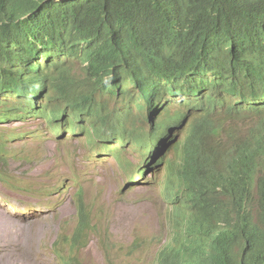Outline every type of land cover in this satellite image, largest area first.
Masks as SVG:
<instances>
[{"label": "trees", "instance_id": "1", "mask_svg": "<svg viewBox=\"0 0 264 264\" xmlns=\"http://www.w3.org/2000/svg\"><path fill=\"white\" fill-rule=\"evenodd\" d=\"M163 24L185 44L189 68L210 66L221 71L220 48L238 40L258 41L257 32L264 27V0H0V90L16 93L18 104L38 97L41 107L35 115L47 110L53 114L63 106L71 109L72 103L77 108L89 107L91 101L83 98L87 90L92 92L99 82L107 81L121 86L128 78L129 88L122 89L125 98L142 111L148 99L144 93L163 64L156 55L162 49L157 42ZM259 49L261 53L240 54L234 60L247 62L256 74L264 75L262 40ZM79 67L84 80L72 78ZM234 89L230 85V91ZM255 146L253 151L241 148L249 152L245 154L226 151L220 143L217 155L226 158L219 159L213 175L227 203L213 191V203L190 204L195 215L202 214L214 224L231 223L219 233L223 252L213 250V264H264V234L250 221L229 220L243 210L242 197L252 183L258 190V216L264 223V168L252 163V158H264V134L257 136ZM180 160L187 167L189 154ZM174 167V176L180 174L176 163ZM79 207L83 208L81 202ZM82 220L74 242L87 224L86 218ZM234 247L243 253L238 263L229 257ZM186 264H193L192 259Z\"/></svg>", "mask_w": 264, "mask_h": 264}, {"label": "clouds", "instance_id": "2", "mask_svg": "<svg viewBox=\"0 0 264 264\" xmlns=\"http://www.w3.org/2000/svg\"><path fill=\"white\" fill-rule=\"evenodd\" d=\"M163 26L157 42L162 49L156 53L163 64L147 87L149 91L144 93L148 99L146 104H142V111L138 110L136 102L129 103L125 98L122 89L129 88L131 81L128 78L121 82V86H113L118 83L107 81L99 82L92 92L87 90L83 98L91 101L89 107L77 108L72 103L71 109L63 106L53 114L47 110L35 115L41 107L38 97L18 104L12 91L0 90V128L8 133L6 139L0 135V184L12 187L14 181L7 172L8 148L5 143L40 139L45 131L51 132L56 140H60L64 133L84 135L90 156L100 159L110 154L120 167L123 160H128V154L138 151L143 165L140 162L130 164L126 169L127 176L130 175V179L135 176L142 178L146 170L166 166L167 179L159 185L158 196L169 206L174 224L182 227L181 233L158 252L155 264H186L189 259L193 264H213V250L217 254L223 252L219 233L227 230L231 223L221 221L214 224L202 214L195 215L190 204L199 201L213 203V191L227 203V199L219 194L221 188L215 185L213 175L220 165L219 159L226 158L225 154L220 158L217 155L220 143L224 144L226 151L248 154L241 148L256 150L255 140L264 134V120L259 126H249L252 118L260 119L264 114V75L256 74L247 62L234 60L240 54L247 56L262 52L259 48L261 40L264 42V27L257 32L258 41L238 40L220 48L222 70L219 71L210 66L203 70L189 68L185 44L170 35L168 28ZM134 54L138 56L136 52ZM141 63L145 65L143 61ZM29 65L33 67L34 62ZM72 78L84 80L83 70L80 67L75 69ZM232 84L235 89L231 92ZM111 90L117 93H111ZM257 105L263 108H256ZM31 122L37 123L35 128L22 130ZM107 141L108 146L105 145ZM101 152L104 155L100 156ZM187 153L189 163L185 167L180 158ZM174 163L180 173L175 176ZM252 163L264 168L261 155L256 160L252 158ZM257 191L255 185L248 184L242 197L243 210L229 220L250 221L259 233L264 234V223L258 216ZM184 195L187 196L186 205L181 204ZM80 202L81 193L77 195L78 206ZM176 206L178 218L174 219ZM78 212L81 218H86L83 208H78ZM172 242L179 247H168ZM229 257L234 263L240 262L243 258L241 248L230 249ZM60 260L64 262L67 259L61 257Z\"/></svg>", "mask_w": 264, "mask_h": 264}, {"label": "rangeland", "instance_id": "3", "mask_svg": "<svg viewBox=\"0 0 264 264\" xmlns=\"http://www.w3.org/2000/svg\"><path fill=\"white\" fill-rule=\"evenodd\" d=\"M262 120L264 114L249 126ZM36 125L31 122L22 130ZM0 130L6 139L7 131ZM42 134L40 139L5 143L7 172L14 181L12 187L0 184V264H155L158 252L182 229L158 196L166 166L130 179L127 167L143 165L138 151L128 154L120 167L110 154L90 156L83 134L64 133L60 140L51 132ZM79 193L87 224L74 243L71 237L84 223ZM186 203L184 195L181 204ZM5 221L16 226H5Z\"/></svg>", "mask_w": 264, "mask_h": 264}, {"label": "bare ground", "instance_id": "4", "mask_svg": "<svg viewBox=\"0 0 264 264\" xmlns=\"http://www.w3.org/2000/svg\"><path fill=\"white\" fill-rule=\"evenodd\" d=\"M15 94L16 93H14L13 94V96H15ZM222 211V210H221ZM2 218V217H1ZM0 218V219H1ZM6 219V218H5ZM11 220V219H10ZM4 222V221H3ZM5 223L6 224H4L5 226H8V227H13V226H16V224L14 223V222H12V221H9V223L7 222V221H5ZM1 224V223H0ZM18 224V223H17ZM29 227V226H28ZM33 227V226H32ZM18 228H19V226H18ZM23 228H24V226H23ZM4 230V229H3ZM21 230V229H20ZM24 232V230L22 231V233ZM32 234V233H31ZM3 259V258H2Z\"/></svg>", "mask_w": 264, "mask_h": 264}]
</instances>
